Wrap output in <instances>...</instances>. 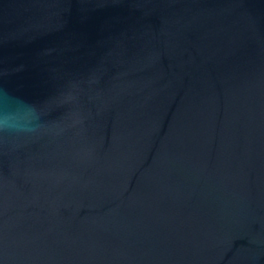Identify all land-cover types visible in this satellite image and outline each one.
Here are the masks:
<instances>
[{
  "label": "water",
  "instance_id": "obj_1",
  "mask_svg": "<svg viewBox=\"0 0 264 264\" xmlns=\"http://www.w3.org/2000/svg\"><path fill=\"white\" fill-rule=\"evenodd\" d=\"M0 264H264V0H0Z\"/></svg>",
  "mask_w": 264,
  "mask_h": 264
}]
</instances>
